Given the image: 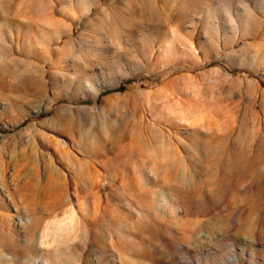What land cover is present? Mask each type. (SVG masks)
I'll use <instances>...</instances> for the list:
<instances>
[{
    "label": "rangeland",
    "instance_id": "374dc122",
    "mask_svg": "<svg viewBox=\"0 0 264 264\" xmlns=\"http://www.w3.org/2000/svg\"><path fill=\"white\" fill-rule=\"evenodd\" d=\"M0 264H264V0H0Z\"/></svg>",
    "mask_w": 264,
    "mask_h": 264
}]
</instances>
